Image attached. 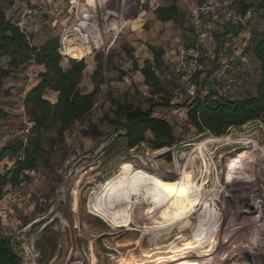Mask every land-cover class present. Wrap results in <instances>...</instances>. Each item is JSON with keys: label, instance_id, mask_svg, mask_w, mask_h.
Here are the masks:
<instances>
[{"label": "rangeland", "instance_id": "rangeland-1", "mask_svg": "<svg viewBox=\"0 0 264 264\" xmlns=\"http://www.w3.org/2000/svg\"><path fill=\"white\" fill-rule=\"evenodd\" d=\"M208 1L212 0H46L45 4L41 0H4V8L14 21L21 9H32L28 28L34 44L59 38L64 68L72 59L85 61L81 81L84 92L92 91L103 80L95 106L85 118L67 130L63 140L53 139L54 131L45 134V152L37 169L28 171L29 178L22 183L5 187L7 193L0 200V233L11 239L23 264H122L126 260L134 264H239L246 259L264 264L262 120L232 127L225 135L231 142L215 144L212 171L207 177L200 176L195 183L179 174L183 169L185 176L188 163L192 164L190 155L193 151L202 153L200 144L211 136L190 124L187 105L183 104L192 100L190 92L203 96L211 87L217 68L214 58H202L193 89L177 71L180 38H187L190 44L197 38L191 7ZM173 3L181 14L160 20L155 9ZM240 6L235 7L236 13H240ZM254 17L250 29L245 30L255 27L259 32L264 28L258 14ZM225 26L216 24L213 32L224 54L239 55L231 76L242 85L224 98L252 96L260 75L259 63L247 48L248 39L238 42L237 37L223 35ZM150 45L165 51L163 66L157 71L162 94H155L134 67V60L139 67L146 60L153 61ZM1 63L6 64L7 58ZM97 67L99 72L93 77ZM41 70L40 65L26 64L0 86V108L9 113L0 119V148L14 137L29 136L33 123L25 111L24 96L37 83ZM49 97L55 101L56 94L49 93ZM155 101L169 103L167 107L157 106L154 115L169 120L178 141L161 151L147 142L130 148L122 127L113 123L116 108L121 104L147 109ZM147 136L151 137L150 132ZM5 164L12 166L13 161L6 159L2 171L7 169ZM151 178L159 182L171 203L185 199L192 189L209 193L193 207L175 209L186 219L187 231L182 228L176 232L173 227L168 239L162 243L154 240L150 245L134 208L136 193L151 185ZM216 188L222 189L221 196L204 205V199ZM37 194L47 201L40 203ZM142 210L149 215L147 201ZM173 219L163 211L157 222L166 225ZM178 233H185L187 242L199 237L198 245L209 251L200 254L188 249L181 257L169 258L167 244L176 245L174 236ZM150 249L152 253L144 254Z\"/></svg>", "mask_w": 264, "mask_h": 264}, {"label": "trees", "instance_id": "trees-1", "mask_svg": "<svg viewBox=\"0 0 264 264\" xmlns=\"http://www.w3.org/2000/svg\"><path fill=\"white\" fill-rule=\"evenodd\" d=\"M3 2L4 0H0V86L12 72L26 64L40 65L43 70L38 73L37 83L24 96L25 111L33 123L29 136L26 139L14 137L0 148V200L7 193L6 185L22 183L29 178L28 171L37 169L39 159L45 152V134L54 131L56 136L53 139L63 140L66 131L94 108L100 83L103 82L101 78V82L96 83L92 91L84 92L81 81L86 68L85 61L72 59L69 67L64 68L61 64L63 55L60 52L59 38L51 37L40 45L34 44L30 34L20 28L18 20L14 21L12 16H8ZM239 4L242 16L251 10L264 9V0H245ZM155 12L162 21L175 19L181 14L174 3L160 5ZM224 25L223 35L243 36L245 26L242 24L234 27L231 20H227ZM247 39V48L259 63L260 75L255 94L225 99V95L214 97L215 92L209 87L203 96L198 94L189 103L185 102L183 105H187L189 122L198 132L224 136L229 134L232 127L255 119H261L264 125V28L259 32L252 31ZM149 47L154 56L153 61L146 60L139 67L134 60V67L143 74L145 83L154 89L155 94H162L164 88L157 71L163 66L165 51L158 46ZM4 57L7 58L6 64L1 63ZM214 60L217 66L218 57ZM98 72L99 67L93 72V77ZM200 73L201 70L196 72L195 80ZM49 93L56 94L55 101L50 99ZM157 106L167 107L169 103L155 101L147 109L121 104L116 108L117 117L113 123L122 127L130 148L147 142L152 148L161 149L173 146L178 141L169 120L154 115ZM8 115L5 109L0 108V119ZM123 117L126 122L122 121ZM147 132H150V138ZM6 159L13 161V165L5 164L7 169L2 171V163ZM0 264H23L11 239L1 233Z\"/></svg>", "mask_w": 264, "mask_h": 264}, {"label": "built area", "instance_id": "built-area-1", "mask_svg": "<svg viewBox=\"0 0 264 264\" xmlns=\"http://www.w3.org/2000/svg\"><path fill=\"white\" fill-rule=\"evenodd\" d=\"M241 1L245 0H212L191 7L192 26L197 38L193 44H190L187 38H180L178 46L179 57L177 60V71L182 74L184 79L190 82L189 89H193L195 86L194 76L196 72L202 69L201 60L203 57H213L214 59L218 57L219 59L212 80L213 84L211 85L215 92L214 97L224 96L228 92H234L241 87V80L231 76L232 68L239 55L236 52L224 54L225 49L222 50V48L218 47L213 32L216 24H224L227 20H231L236 26L238 24L246 26L247 15L250 11L245 16L234 11ZM41 3L45 4L46 0H41ZM31 13L32 9L30 8L23 9L18 13V24L27 33H29L28 22ZM233 37H237L239 42L244 38V35ZM62 41H64V36ZM190 94L193 98L196 96L195 92H190ZM37 195L40 203L47 201V198L41 194Z\"/></svg>", "mask_w": 264, "mask_h": 264}, {"label": "bare ground", "instance_id": "bare-ground-1", "mask_svg": "<svg viewBox=\"0 0 264 264\" xmlns=\"http://www.w3.org/2000/svg\"><path fill=\"white\" fill-rule=\"evenodd\" d=\"M227 137L225 135L224 136H213V135H211L210 137L206 138L202 142V144H200L202 149H203L202 153L198 154L195 151H193L192 154L190 155L189 161L192 164H191V166H189L190 163H188L187 169H186L187 173L185 174V176L182 175L183 169L180 168L181 171L179 174L181 175V178L185 179L187 182H195L196 183L197 178H199L200 176L207 177L208 174L210 173V171H212L211 170V167H212L211 158H212V153H213L212 150L216 148L215 144H217V143L218 144L230 143L231 140L228 139ZM212 144H214V146H213V148H210V146ZM161 150L162 149H160L159 151H161ZM198 157H201L204 164L201 163L202 161L201 162L198 161ZM158 185H159V182L155 178H151V185H149L148 187L142 188L140 191H138L136 193V197H135L134 212L137 215L138 220L141 222L143 235L148 238L150 245L153 244L154 240L155 241L157 240V241L162 243V242H164V238L168 239L169 237H166V236H167V234L171 233L170 229L173 227H176V232L182 228L186 229V231H187L188 224L186 222V219L184 218L185 216L183 217L185 220L182 219L181 215L178 214L175 211V209L177 207L182 208V207H184V205H188V208L190 206L193 207V205L196 204L195 201H200L203 194L209 193L208 190H206V189H204V190L192 189L190 191V193L186 196L185 199L174 200L175 203H171L172 201L169 199L170 196L166 193V191L162 190ZM195 187H196V185H195ZM221 190L216 188L214 191H212L209 194L210 197H207L204 199L205 201L203 202V204L204 205L207 204V202L210 199H213L215 196H218V195L221 196L220 195ZM249 190H253V189H249ZM255 190H257V189H255ZM236 196H238V195L233 194V197H236ZM144 201H147V205L149 206V209H150L149 215L145 214L142 210V204ZM163 211L170 214L175 219H173L171 222H169L166 225H160L159 222H157V221L160 218V213ZM194 214H195V212H194ZM203 217H205V216H203ZM195 218H196L197 222H200V219H198V216H196ZM180 219H181V221H180ZM189 222H190V220H189ZM174 237L178 239L177 244L176 245L167 244L168 245L167 247L169 248L168 250H170L168 252L167 256L171 259L175 258V257H181L183 255V252L188 250V249H191L190 251H194V250L198 251L200 254H203V253H206L209 251L208 248H204V247H201L198 245V242L200 241L199 237L196 239L190 240L188 242L185 240L186 239L185 233H180V234L178 233ZM139 245L141 247H143L141 241H140ZM212 246H213V243L210 240V247H212ZM149 253H152L151 249L150 250H144V254H149ZM151 255H153V254H150V256ZM126 263L127 264H134L135 262H131L129 260H126L122 264H126ZM239 264H254V261L252 259H246L242 263H239Z\"/></svg>", "mask_w": 264, "mask_h": 264}, {"label": "crops", "instance_id": "crops-1", "mask_svg": "<svg viewBox=\"0 0 264 264\" xmlns=\"http://www.w3.org/2000/svg\"><path fill=\"white\" fill-rule=\"evenodd\" d=\"M259 16L260 20L263 21V24H264V9H259V10H251L250 13L247 15V23L248 25L244 27V30L245 28L247 29H250V24L252 25V23H254V20H255V17L254 15H257ZM252 15V16H251ZM251 17V20H249V18ZM253 31H256V28L253 27ZM252 31L250 30H245L242 34L244 35V41H246V37L248 38V34L250 35ZM245 43V42H244Z\"/></svg>", "mask_w": 264, "mask_h": 264}, {"label": "water", "instance_id": "water-1", "mask_svg": "<svg viewBox=\"0 0 264 264\" xmlns=\"http://www.w3.org/2000/svg\"><path fill=\"white\" fill-rule=\"evenodd\" d=\"M122 121H123V122H126V119L123 117Z\"/></svg>", "mask_w": 264, "mask_h": 264}]
</instances>
